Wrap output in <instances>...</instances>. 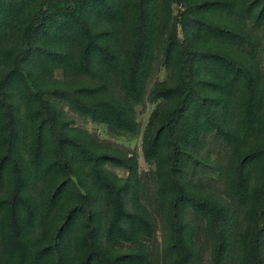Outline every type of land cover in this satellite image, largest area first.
Returning a JSON list of instances; mask_svg holds the SVG:
<instances>
[{
  "label": "trees",
  "instance_id": "trees-1",
  "mask_svg": "<svg viewBox=\"0 0 264 264\" xmlns=\"http://www.w3.org/2000/svg\"><path fill=\"white\" fill-rule=\"evenodd\" d=\"M248 22L264 32V0H0V264H150L157 223L165 263L195 264L190 216L222 264L235 211L239 264H264V70ZM156 61L168 79L148 89ZM145 98L148 203L136 158L61 107L135 134Z\"/></svg>",
  "mask_w": 264,
  "mask_h": 264
},
{
  "label": "rangeland",
  "instance_id": "rangeland-1",
  "mask_svg": "<svg viewBox=\"0 0 264 264\" xmlns=\"http://www.w3.org/2000/svg\"><path fill=\"white\" fill-rule=\"evenodd\" d=\"M181 11H182L181 7L179 8L176 5H172L171 7L172 16L178 15ZM236 16H237L236 14L233 15L234 18ZM247 25L249 27H253L252 37H253V48L255 52L254 54L256 55L258 66L262 70H264V32L262 28L257 27L253 23L248 22ZM54 78L64 79L65 73H63L62 71H56L54 73ZM167 79H168V71L166 70L165 67L159 66V61H156L153 74L151 75V78L148 83V89L152 86L153 82H155L156 80L164 81ZM61 107L64 111L66 118L72 121L71 123L73 126L89 132L100 141L119 147L122 151L126 152L128 155L134 156L136 158L137 167H138V176L141 179L142 189L145 192H147V198L145 202L148 203V201H150L151 199L150 196L155 194V183L152 176L153 167L150 163L146 162L143 159L142 137L146 125L148 123L150 113L154 108V105L148 102L147 98H145L143 102L133 105V112L139 127L138 132L135 134L114 132L105 126L92 123L90 119L74 113L65 105H62ZM114 172L121 177L127 176V172L120 169H114ZM218 189L220 192H222L221 186ZM233 214L235 218H233L234 220L231 219L232 221L230 224V231H231L230 233L232 235L231 248L222 264L240 263L239 249L236 244V238L238 232L240 231V216L237 211L233 212ZM190 220L197 229V239H196L197 257L195 260V264H212L210 244L203 233V227L197 220H195L194 217L190 216ZM147 249L151 254L150 264H167L164 261V241H163L161 228L158 223H157L155 239L147 243Z\"/></svg>",
  "mask_w": 264,
  "mask_h": 264
}]
</instances>
